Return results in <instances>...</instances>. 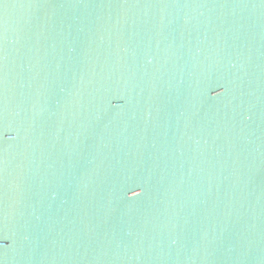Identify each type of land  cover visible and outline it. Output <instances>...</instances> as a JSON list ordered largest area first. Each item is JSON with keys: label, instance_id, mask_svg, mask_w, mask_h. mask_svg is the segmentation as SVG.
<instances>
[{"label": "water", "instance_id": "95a60500", "mask_svg": "<svg viewBox=\"0 0 264 264\" xmlns=\"http://www.w3.org/2000/svg\"><path fill=\"white\" fill-rule=\"evenodd\" d=\"M0 264H264V0H0Z\"/></svg>", "mask_w": 264, "mask_h": 264}]
</instances>
